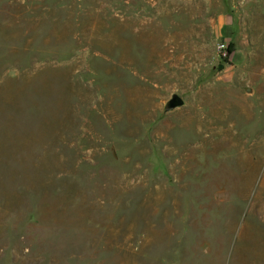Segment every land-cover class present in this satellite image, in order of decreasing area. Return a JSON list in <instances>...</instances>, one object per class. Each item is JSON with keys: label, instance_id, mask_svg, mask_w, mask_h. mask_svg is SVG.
<instances>
[{"label": "rangeland", "instance_id": "obj_1", "mask_svg": "<svg viewBox=\"0 0 264 264\" xmlns=\"http://www.w3.org/2000/svg\"><path fill=\"white\" fill-rule=\"evenodd\" d=\"M0 264H264V0H0Z\"/></svg>", "mask_w": 264, "mask_h": 264}, {"label": "water", "instance_id": "obj_2", "mask_svg": "<svg viewBox=\"0 0 264 264\" xmlns=\"http://www.w3.org/2000/svg\"><path fill=\"white\" fill-rule=\"evenodd\" d=\"M183 105V101L177 95H173L172 98L166 103L164 110L170 111Z\"/></svg>", "mask_w": 264, "mask_h": 264}]
</instances>
